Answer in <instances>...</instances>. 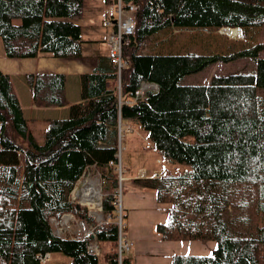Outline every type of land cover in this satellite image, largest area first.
Listing matches in <instances>:
<instances>
[{"label": "trees", "instance_id": "16d2710c", "mask_svg": "<svg viewBox=\"0 0 264 264\" xmlns=\"http://www.w3.org/2000/svg\"><path fill=\"white\" fill-rule=\"evenodd\" d=\"M107 3L112 0H106ZM135 30L119 70L108 52L83 75L84 101L67 118L47 119L40 141L25 117L10 73L0 69V264H101L93 240L110 245L118 264L114 222L119 122L146 132L152 147L182 173L135 180L169 207L155 230L165 240H214L208 254H175L172 264H264V42L229 54L145 53L147 38L166 27L241 29L264 25V0H136ZM84 0H0V38L8 58L82 57ZM220 29V32H221ZM224 33V32H222ZM227 34V33H224ZM228 35V34H227ZM252 57L255 73L179 80L217 61ZM35 105L69 104L64 72H27ZM143 83H156L137 94ZM101 173L106 221L96 223L69 196L87 168ZM65 212L94 225L95 238L55 234L51 217ZM123 260L131 264L128 258Z\"/></svg>", "mask_w": 264, "mask_h": 264}, {"label": "rangeland", "instance_id": "374dc122", "mask_svg": "<svg viewBox=\"0 0 264 264\" xmlns=\"http://www.w3.org/2000/svg\"><path fill=\"white\" fill-rule=\"evenodd\" d=\"M106 0H84L82 16L74 19L75 22L81 25L82 30V59H89L99 53V46H102L103 52H108L107 43L105 41L108 33L112 31V26H106L102 20L103 14L108 8ZM232 29V28H231ZM230 34V33H228ZM264 42V25L256 27H248L239 29L235 34H224L220 29H205V28H181L176 31L174 27H166L159 32L147 38L143 51L145 53H186L196 52L201 54L222 53L229 54L250 45ZM261 55L264 56V51ZM49 58V57H47ZM64 57H52L45 62L41 57L37 58V65L56 66L57 60H64ZM12 59L5 56L4 45L0 38V69L7 70L13 67ZM87 61V62H89ZM255 73L256 62L252 57H240L231 61H217L207 65L202 70L190 73L183 76L179 83L181 84H204L209 81L213 75H225L229 73ZM17 92V90H16ZM18 93V92H17ZM31 122V121H30ZM32 123V122H31ZM125 124V123H124ZM128 125L130 123H127ZM146 138L140 137L137 133L126 132V137L123 139L122 145V161L124 173L126 175L125 165L130 168L138 166H145L150 170V175L154 169H163L169 173H182L184 170L189 169V166L170 161L160 150L152 147L151 142L147 138L146 132L141 128ZM137 130V129H136ZM134 132V130L132 131ZM37 138L42 141L43 136H40V131H36ZM130 163V165H129ZM150 177V176H149ZM93 179L102 185L101 173L98 169L87 168L84 175L77 181L76 186L82 184L85 180ZM130 184L128 181H123V188ZM104 193V190H103ZM77 203V202H74ZM80 206H83L78 202ZM90 216L95 219L96 223L106 221V216L103 210H98L97 215L93 206L86 207ZM100 214V215H99ZM65 215H69V221L64 222ZM102 215V216H101ZM64 216V217H62ZM60 218L51 221L55 234L69 237H83V235L90 234L94 231V225L86 221L83 216H76L72 212H65ZM125 220V218H124ZM125 234L127 235V227H125ZM128 237V236H127ZM181 242H195L199 240H173ZM208 244L216 245L214 240H207ZM93 243H96L93 242ZM101 264H112L107 258V253L110 252V245L105 243H98ZM192 245L191 243H187ZM187 244L182 245L179 249H184L187 252L195 250L188 248ZM214 247V246H213ZM209 248V247H208ZM206 248L205 251H208ZM209 251H212L209 248ZM210 253V252H207ZM136 251H126L123 254L124 258L133 257ZM196 254L197 253H191ZM198 254L202 255L201 251ZM206 254V253H205ZM71 258L59 252L52 253L50 259L43 262V264H60L65 261H70Z\"/></svg>", "mask_w": 264, "mask_h": 264}, {"label": "crops", "instance_id": "0c3cea01", "mask_svg": "<svg viewBox=\"0 0 264 264\" xmlns=\"http://www.w3.org/2000/svg\"><path fill=\"white\" fill-rule=\"evenodd\" d=\"M103 49L102 46H99V53L91 56L90 61L89 59H82L83 57L63 58L64 60H57L56 66L49 67L37 65L38 57L10 58L14 66L4 71L12 76L24 115L32 122H30V126L35 134L39 130L40 136H43L44 129L47 126V119L67 118L72 113V105L85 100L82 88L83 75L94 67L96 57L104 53ZM39 57L44 59L45 62L52 58L51 56ZM27 72H64L66 74V95L69 104L58 107H40L35 105L25 78V73ZM123 123L134 125V132L129 133L136 132L138 136L146 138L144 133L139 130L138 124L131 121H123ZM125 170V180L128 183L130 182V184L123 188V207L126 213L127 236L133 242L130 251H136V254L133 257L131 256L132 259L129 260L131 264H172V257L175 254H198L199 251L203 254H208L207 252H211L209 248L211 250L214 249L215 245L208 244L207 240L181 242L163 239L155 230V226L168 220L169 207L167 204L158 201L154 190L143 188L135 182L138 178L152 177L155 171L160 170V168L152 170L151 172L153 173L151 175L150 170L145 166L130 168L125 165ZM184 244H187L188 248L195 250L187 252L184 249H179ZM206 248H208V251H205Z\"/></svg>", "mask_w": 264, "mask_h": 264}, {"label": "built area", "instance_id": "2783aa9c", "mask_svg": "<svg viewBox=\"0 0 264 264\" xmlns=\"http://www.w3.org/2000/svg\"><path fill=\"white\" fill-rule=\"evenodd\" d=\"M138 8V3L136 0H113L103 16V21L105 25L112 26V31L107 37V44L109 47V55L112 59V62L115 63L119 70L122 69L125 65V59L123 57V47L126 43H128L131 39L132 34L135 30V12ZM154 87L156 88V84H147L142 87ZM140 93V90L137 91ZM131 126H127L124 130L119 124L118 127V150H117V161L111 160L110 164L115 165V169L119 174V185L115 191V204H116V218L115 223L118 226V264H126L123 261V254L126 251H129L132 246V242L126 237L125 234V226L126 223L124 221V209L122 206V187L121 181L123 180V172H122V139L124 137L125 131H130ZM161 174H157L156 176H160ZM100 183V182H99ZM98 181L90 179L88 181H83L79 186L74 187L71 192V200L74 202H80L82 205H87L88 207L93 206L95 209V214H98V210H102V198L103 193L101 189V185H99ZM90 187V191L93 196L89 200L84 198L85 187ZM96 201V205L94 204ZM100 215V214H99ZM64 217V216H63ZM69 215H65L64 222L69 221ZM55 218H51L53 221ZM91 234H94L93 231ZM89 248L95 253L99 254V246L97 243H93L89 245ZM39 258L42 261H46L49 258V254L40 255Z\"/></svg>", "mask_w": 264, "mask_h": 264}, {"label": "bare ground", "instance_id": "6f19581e", "mask_svg": "<svg viewBox=\"0 0 264 264\" xmlns=\"http://www.w3.org/2000/svg\"><path fill=\"white\" fill-rule=\"evenodd\" d=\"M239 31V29L238 28H222L221 29V32H224V33H230V34H235V33H237ZM230 34H228V35H230ZM90 187L88 186V187H85L84 189H83V191H84V198L85 199H87V200H89L90 198H91V196H93L92 194H90L91 193V191H90V189H89ZM95 205H96V201H95V203H94Z\"/></svg>", "mask_w": 264, "mask_h": 264}, {"label": "water", "instance_id": "95a60500", "mask_svg": "<svg viewBox=\"0 0 264 264\" xmlns=\"http://www.w3.org/2000/svg\"><path fill=\"white\" fill-rule=\"evenodd\" d=\"M225 28H227V27H225Z\"/></svg>", "mask_w": 264, "mask_h": 264}]
</instances>
